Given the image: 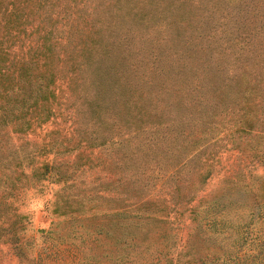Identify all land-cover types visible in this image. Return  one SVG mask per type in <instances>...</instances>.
<instances>
[{
	"label": "rangeland",
	"instance_id": "rangeland-1",
	"mask_svg": "<svg viewBox=\"0 0 264 264\" xmlns=\"http://www.w3.org/2000/svg\"><path fill=\"white\" fill-rule=\"evenodd\" d=\"M210 1L215 0H175L176 4L183 2L191 10L192 23L198 27L193 30L191 25L187 26L181 37L171 36L168 26L163 29L162 26L147 29L133 24L123 26L120 32L122 36L126 38L129 33L127 44H123L124 51L137 54L134 56L137 65H132L134 71H130L131 77H134L131 82L136 91L129 90L124 95H118L117 102L115 92H108L105 97L108 105L99 110L97 117L92 114L87 103L80 106L83 100L88 101V95L94 91L90 86L80 92L79 96L82 98L78 97L77 101L69 104V107H74L66 112H72V117L63 113L65 123L58 117L55 118L60 123L61 131L64 127L67 135L75 138L72 143L79 139V144L90 141L95 146H80L75 155H81V159L77 160L79 164L85 163L79 165L75 171H70L73 175L65 181L43 179L34 184L27 179L30 178L29 167L16 168L20 177L16 180L20 184L19 188L13 193L7 190L0 193V208L4 210L6 217L3 222V216L0 217V264H36L37 261L38 264H75L77 259L72 255L87 259L84 252L95 242H90L89 239L81 242L80 237H65L71 221L67 220V216L52 210V201L58 194L70 199L75 194L78 196L74 199L76 202L83 200L97 212L95 218L84 221L85 224L92 221L90 229L114 219L122 223L142 225L153 219L112 214L121 211L127 204H133L131 212L138 208L139 213L144 209L154 208L156 211L152 214L165 216L167 220L163 223L155 222L144 226L151 228L148 232L142 230L135 235L136 229L128 228L130 233L121 236L117 241L114 237L105 235L103 230L97 233L93 231L100 238L99 249L119 248L118 252L130 253L122 261L113 262L117 264L177 262L171 257L175 254L174 247L166 252L165 244L158 245L159 240L155 236L166 229L172 234V240L177 241L173 245L179 246L193 224L189 208L199 203L200 199L219 193L226 185V178L237 172H242L243 181L252 185L257 198H254V194L249 195L247 203L238 208L237 205L225 206L223 211L229 216H246L257 201V205L264 211V162L259 161L261 149L255 148L257 136L254 133L238 140L237 144L242 147L243 153L234 147L235 143L226 139L202 143L199 148L193 142V138L200 134L204 126L201 121L193 122V118L199 116V111L214 123H219L225 115V123L234 122L238 104L233 102H237V91L245 86V82H238L245 81L242 74L245 70L249 71L244 68V64H252L250 68L264 64V43H258L257 34L250 32L257 30L260 25L258 19L264 15V0H220L219 10L214 13L209 12ZM210 14L213 17L212 23L215 24L213 27H217L218 33L221 29V32L224 30L235 36L233 43L228 44L226 49L221 47L220 52L216 48L211 49L213 43L205 39L209 32L207 28L212 26ZM32 18L27 32L33 26L44 28V25L47 27L49 24L47 19H42L43 12L34 13ZM246 21L251 22L249 26L244 24ZM203 22L204 28L201 27ZM56 28L60 30L62 24L59 22ZM199 30L208 32L198 34ZM35 36L36 33L26 36L24 51L29 40L35 39ZM249 43H252L250 49L247 48ZM202 46L205 49L203 52L200 50ZM13 48L19 51L17 45ZM174 52H178L180 56L171 55ZM155 56L157 58L154 62ZM167 58L174 62L171 73L159 70L157 74L152 72L153 69L165 65ZM131 60L133 62L132 58ZM188 61L190 62L187 65ZM211 76H215V82L219 84L234 83L233 88L223 95V103L232 104V109L228 110L223 105L217 107L219 98L216 99L210 91L203 95L205 100L194 95L201 92L203 84L211 90L216 87L206 84L207 78L210 79ZM244 78H248L246 72ZM146 80H155L151 88L145 85ZM221 86L218 90L224 92ZM126 100L129 104L124 103ZM215 108L222 109L223 112ZM259 110H264V105ZM255 112L257 113L252 117L257 119L255 126H258L259 122L264 121V115L263 111ZM125 113L128 118L123 116ZM57 123H44L42 128H36L34 132H19L10 125L5 126L0 133V145L3 144L10 151L19 150L21 146L32 150L34 145L40 146L45 142L42 138L45 130L57 126ZM157 139H163L162 143L156 145ZM262 140L260 138L259 142ZM73 153L74 151L57 158L73 162L76 159ZM89 197H92V201L87 202ZM146 199H154L156 202L154 205L144 203ZM139 200L142 201L139 203ZM161 208L166 210H160ZM11 222L18 237V248L10 241H4L11 229ZM225 229L230 230L229 224L225 225ZM129 238L134 245L127 246L125 240ZM65 239L72 241L69 246L77 254H71L68 250L60 251ZM147 245L148 250H144ZM156 248L163 250L157 252ZM137 250L142 252L133 255ZM100 255L108 263L106 255ZM78 262L81 263V260Z\"/></svg>",
	"mask_w": 264,
	"mask_h": 264
},
{
	"label": "trees",
	"instance_id": "trees-1",
	"mask_svg": "<svg viewBox=\"0 0 264 264\" xmlns=\"http://www.w3.org/2000/svg\"><path fill=\"white\" fill-rule=\"evenodd\" d=\"M210 4L209 12L214 13L219 10L220 0L210 1ZM36 12H43L42 19H47L49 24L47 27L44 25V28L33 26L27 32L29 22L33 20L32 15ZM191 14V10L187 9L183 2L176 4L175 0H0V133L8 125L12 126L15 131L34 132L36 128H42L44 123L51 122L55 125L56 117L65 123L66 118L63 113L72 117V112H66L74 107V105L69 107V104L77 101L78 97L82 98L79 96L80 92L90 86L94 91L88 95V101L83 100L80 106H85L87 103L92 114L98 117L99 110L108 105L105 100L108 92H115V102H117L118 95H124L129 90L136 91L131 82L134 77H131L130 71H134L132 65H137L134 59L137 54L124 51L123 44H127L129 33L126 38L122 36L120 32L123 26L133 24L145 29L160 26L163 29L168 26L171 36L181 37L182 33L184 35L183 30L189 25L193 30L198 29L192 23ZM212 19L210 14L211 23ZM254 21L256 22V17ZM258 21L260 25L257 26V30L250 32L257 34L258 43H264V15L260 16ZM59 22L62 24L60 30L56 28ZM250 23L246 21L244 24L249 26ZM213 26H215L214 23L207 28L209 32L199 30L198 34L208 32L205 36L206 41L213 43L211 49L216 48L220 52L221 47L226 49L228 44L233 43L235 36L224 30L221 32V29L218 33L217 27ZM201 27H205L204 22ZM32 33H36L35 39L29 40L24 51L25 39ZM15 45L19 51L14 50ZM251 45L252 43H249L247 48L250 49ZM200 50L205 51L203 46ZM171 55L179 54L174 52ZM156 58L157 56L154 57V62ZM189 62L186 64L188 65ZM173 63L167 58L165 65L153 69L152 72L157 74L159 70L171 73ZM257 65L250 68L252 64H244V68L249 69V71L244 69L248 78H244L245 72H243L242 78L245 81L238 82H245L243 83L245 86L237 91V102H233L238 104V109L236 108L235 111L237 117L233 123L224 122L226 115L219 123H214L201 111L198 112L197 118H193V122L201 121L204 125L200 134L193 138L197 148L202 143L226 139L235 143L234 147L243 153L242 147L237 144L238 140L242 139V136L254 133L257 136L255 148L261 149L259 161L264 162V121L255 126L258 122L252 117L257 110L263 111L264 115V110H259L264 105V64ZM206 76L209 77V75ZM154 81L146 80L145 85L151 88ZM206 84L216 87L211 90L203 84L201 92L194 95L205 100L203 95L210 91L214 93L216 99L219 98L217 107L223 105L228 110L233 108L232 104L223 103V95L233 88L234 83L219 84L215 82V76H211L210 79L207 78ZM222 84L226 86H221ZM220 86L224 92H219ZM199 102L200 100L197 103ZM124 103L129 104L127 100ZM215 109L223 112L222 109ZM77 115L78 113L75 116ZM123 116L128 118L127 113ZM59 124L46 129L42 137L45 142L40 146L34 145L32 150L21 146L19 150L10 151L3 144L0 145V193L6 190L13 193L19 188L20 184L16 182L20 179L17 167L20 169L29 167L30 178L27 179L35 184L43 179L68 180L73 175L70 171H75L79 165L85 163L79 164L77 160L81 159V155H75L84 143L79 144V139L76 143H72L75 138L69 137L64 127L61 131ZM260 138L263 139L262 142H259ZM162 141L163 139L160 141L157 139L156 145L161 144ZM83 146L95 145L87 141ZM72 151H74L73 156L76 157L73 162L69 159L57 158V156L61 157ZM241 173L237 172L227 177L226 185L219 193L212 197L208 196L209 198H202L199 203L189 208L190 220L193 224L187 230L179 246L173 245L177 241L172 240V234L166 229L161 234L158 233L157 237L155 236L159 240L158 245L165 244L166 252L174 247L175 254L171 256L177 261L174 264H264V211L257 205L258 201L256 205L253 204V208L248 210L246 216L244 214L229 216L223 211L225 206L237 205L236 208H238L245 202L247 203L249 195L254 194V198H257L252 185L243 181ZM74 196L75 194L73 199H70V197L63 198L58 194L52 201V210L67 216V220L71 221L65 237H80L81 242L85 239L95 242L89 245L87 252H84L86 260L72 255L74 259H77L75 264L106 263V259L102 260L100 254L106 255L108 259L106 264H117L113 262L122 261L130 254L118 252L119 248L99 249L100 238L96 237L94 232L103 230L105 235L114 237L117 241L121 236L130 233L128 229L130 227H134L137 231L134 234L138 235L142 230L148 232L151 229L144 227L147 224L163 223L167 220L165 216L158 217L152 214L156 211L154 208L144 209L141 213L138 212L140 209L138 208L135 212H131L133 204H127L121 208V211L112 214L140 218L152 217L153 219L144 225L122 223L114 219V221L108 220L105 224H99L100 226H96L95 229H90L92 221L88 224L84 221L95 218L97 212L83 200L76 202L74 199L78 196ZM90 201L92 197H89L87 202ZM141 201L139 200V203ZM61 202L64 204L62 205ZM147 202L154 205L156 201L154 199L144 200V203ZM162 209L166 210V208L160 210ZM3 213L4 210L0 208V217L3 216L1 222L6 218ZM10 224L11 229L7 232L4 241H10L18 248L16 230L12 222ZM226 224L230 226L228 231H225ZM125 242L127 246L134 245L130 238ZM71 243L72 241L66 240L60 251L68 250L71 254H77L78 252L71 250L69 246ZM46 247H51V245H46ZM74 247L77 248V245ZM144 250H148V245ZM162 250L163 248H156L157 252ZM141 252L137 250L133 255H139ZM78 260H81V263Z\"/></svg>",
	"mask_w": 264,
	"mask_h": 264
}]
</instances>
